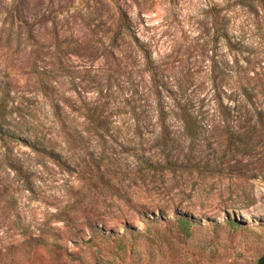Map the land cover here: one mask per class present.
Listing matches in <instances>:
<instances>
[{
    "label": "rangeland",
    "instance_id": "374dc122",
    "mask_svg": "<svg viewBox=\"0 0 264 264\" xmlns=\"http://www.w3.org/2000/svg\"><path fill=\"white\" fill-rule=\"evenodd\" d=\"M263 255L264 0H0V264Z\"/></svg>",
    "mask_w": 264,
    "mask_h": 264
},
{
    "label": "trees",
    "instance_id": "16d2710c",
    "mask_svg": "<svg viewBox=\"0 0 264 264\" xmlns=\"http://www.w3.org/2000/svg\"><path fill=\"white\" fill-rule=\"evenodd\" d=\"M221 9H217V18H220V23L225 20V16L221 17ZM123 28L128 29V24L125 19H123ZM143 50V47H142ZM147 60H149L150 55L147 54ZM48 72L43 70L41 74L46 75ZM42 87L47 90V83L44 79L41 80ZM177 91V90H176ZM174 89H171L172 100L166 101L163 96L162 88L159 85L154 86L153 95H154V107L153 111L158 116L159 122L161 124V130L159 131V135H157L158 139L163 141L165 144L170 140H173L174 137L171 136L170 128L172 124L168 123L167 118L172 116L175 120H178V125L180 129L185 133L190 134V136H194L199 130L201 125L200 120H197L199 114L196 110L193 109L192 103L190 100L183 99V97H179L175 95L176 92ZM56 111L61 109V104L58 100H55L53 103ZM231 108L225 107L224 113H231ZM59 117L61 118V113L58 112ZM63 125L67 128L69 122L67 120L62 119ZM70 131V130H68ZM98 132V131H97ZM70 133V132H68ZM122 241V239H119ZM118 240V241H119ZM258 264H264V255L259 258Z\"/></svg>",
    "mask_w": 264,
    "mask_h": 264
}]
</instances>
